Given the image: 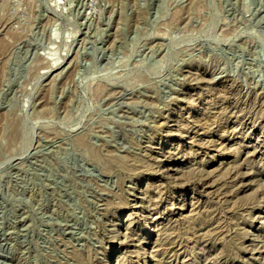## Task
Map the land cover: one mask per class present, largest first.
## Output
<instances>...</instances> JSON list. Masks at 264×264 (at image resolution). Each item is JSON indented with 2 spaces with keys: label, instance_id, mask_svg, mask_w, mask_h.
Wrapping results in <instances>:
<instances>
[{
  "label": "rangeland",
  "instance_id": "1",
  "mask_svg": "<svg viewBox=\"0 0 264 264\" xmlns=\"http://www.w3.org/2000/svg\"><path fill=\"white\" fill-rule=\"evenodd\" d=\"M145 248L264 264V0H0V264Z\"/></svg>",
  "mask_w": 264,
  "mask_h": 264
},
{
  "label": "bare ground",
  "instance_id": "2",
  "mask_svg": "<svg viewBox=\"0 0 264 264\" xmlns=\"http://www.w3.org/2000/svg\"><path fill=\"white\" fill-rule=\"evenodd\" d=\"M60 62V61H59ZM126 227V225H124V228ZM149 248H145V255H144V257H145V261H144V264H152V258H151V251H149L148 250ZM147 252L149 253V254H147Z\"/></svg>",
  "mask_w": 264,
  "mask_h": 264
}]
</instances>
